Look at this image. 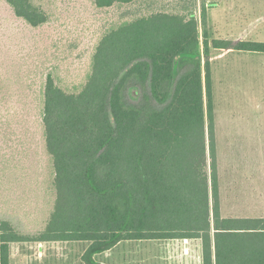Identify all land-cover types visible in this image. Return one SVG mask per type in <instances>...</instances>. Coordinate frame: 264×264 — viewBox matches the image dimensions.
Listing matches in <instances>:
<instances>
[{
	"label": "trees",
	"instance_id": "obj_1",
	"mask_svg": "<svg viewBox=\"0 0 264 264\" xmlns=\"http://www.w3.org/2000/svg\"><path fill=\"white\" fill-rule=\"evenodd\" d=\"M5 1L34 27L48 20L33 0ZM185 1V13L112 24L81 84L65 88L47 75L42 122L55 198L36 232L0 220V264L17 242L83 241V264H105L96 255L122 241L173 238L200 239L203 264H264V216L222 214L210 63L211 47L264 53V41L210 44L217 2L201 0L198 16L197 0ZM132 80L162 106L128 105Z\"/></svg>",
	"mask_w": 264,
	"mask_h": 264
},
{
	"label": "rangeland",
	"instance_id": "obj_2",
	"mask_svg": "<svg viewBox=\"0 0 264 264\" xmlns=\"http://www.w3.org/2000/svg\"><path fill=\"white\" fill-rule=\"evenodd\" d=\"M33 2L48 15L36 27L0 0V220L32 233L44 226L55 198L42 122L47 75L65 88L81 84L96 44L112 24L157 11L185 13L186 4L137 0L103 8L92 0ZM208 2H217L208 10L210 44L214 38L264 41V0ZM228 51L211 47L210 57L222 214L264 216V53ZM125 101L162 106L149 86L135 80L126 87Z\"/></svg>",
	"mask_w": 264,
	"mask_h": 264
},
{
	"label": "crops",
	"instance_id": "obj_3",
	"mask_svg": "<svg viewBox=\"0 0 264 264\" xmlns=\"http://www.w3.org/2000/svg\"><path fill=\"white\" fill-rule=\"evenodd\" d=\"M88 245L63 240L17 242L12 244L10 264H83ZM96 259L105 264H203V248L202 241L193 238L125 240Z\"/></svg>",
	"mask_w": 264,
	"mask_h": 264
}]
</instances>
